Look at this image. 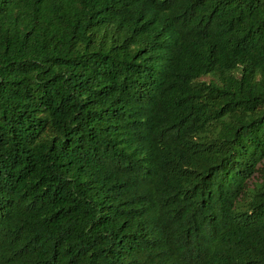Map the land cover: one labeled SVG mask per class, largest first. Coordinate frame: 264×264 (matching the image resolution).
<instances>
[{
  "label": "trees",
  "instance_id": "trees-1",
  "mask_svg": "<svg viewBox=\"0 0 264 264\" xmlns=\"http://www.w3.org/2000/svg\"><path fill=\"white\" fill-rule=\"evenodd\" d=\"M0 264H264V0H0Z\"/></svg>",
  "mask_w": 264,
  "mask_h": 264
}]
</instances>
